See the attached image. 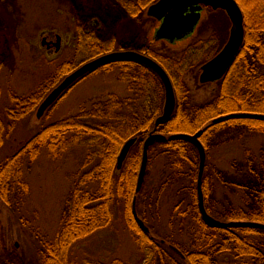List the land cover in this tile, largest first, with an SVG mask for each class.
Instances as JSON below:
<instances>
[{
    "label": "trees",
    "instance_id": "16d2710c",
    "mask_svg": "<svg viewBox=\"0 0 264 264\" xmlns=\"http://www.w3.org/2000/svg\"><path fill=\"white\" fill-rule=\"evenodd\" d=\"M157 1L117 0L120 8L140 25L152 20L145 18L146 10ZM235 1L244 15V43L225 77L216 83L212 98L201 104L192 103L190 90L182 79L196 72L225 44L227 33L224 34L221 28L213 29L207 21L199 25L197 34L199 37L203 34L207 35L206 32L211 28L210 34L185 48L179 60H171L167 57L169 59L167 64L165 59L153 49L154 43H148L142 48V54L154 59L167 72L175 92V111L172 117L160 123L156 130L154 122L162 114L164 104V90L160 80L142 64L129 60L116 61V65L119 63L121 67V81L127 83L130 96L121 98L111 94L107 99L92 104L89 110H82L75 116L66 117L40 128L12 157L0 164V197L6 204L12 203L13 199L8 198H17L18 204L28 195L21 182L24 161L34 160L42 148L54 154L69 152L75 147L82 148L86 152L82 164L83 174L82 176L78 174V177L81 185L95 183L98 186V195L84 188L76 189L78 191L71 195L70 206L63 213L62 230L54 243H48L45 251L42 248L39 251L43 253L41 256L44 255L42 256L44 264H54L52 262L56 260L55 255L61 247L65 248L63 261L66 263V250L70 243L105 226L111 218L110 203L117 195L118 189L124 192L120 197L125 199L130 214V198L135 196L133 188L141 163L142 144L154 130L155 133L166 137L173 134L193 135L202 130L200 142L205 148L207 159L213 145L223 146L234 139L242 140L246 136L264 135V122L253 119H236L212 124L213 120L230 114L264 115V10L261 7L257 8L255 15L260 16L261 20L254 22L252 16L255 15L251 16L247 12L243 0ZM218 12L211 15L210 19L215 18L221 22L223 12ZM79 31L82 41L78 44V53L82 48L81 43L86 45L92 40L96 44L101 43L97 40L94 31H86L83 28H79ZM58 78H54L51 87L58 83ZM47 87L48 85H43L34 94L21 100L16 112L13 113L14 120L16 117H21V114L33 113L40 105L42 94ZM59 100L60 98L51 107ZM1 124L0 144L3 139ZM133 138L136 139V143L125 161L128 176L124 183L119 180L122 174L116 173L117 158L124 144ZM244 147H242L243 160H233L229 171L215 167H210V170L209 165L206 164L202 186L205 208L210 216L213 215L219 220L224 219L225 222L264 224V150L256 156L250 148ZM155 157L164 160L165 169L171 173L159 191L176 186L178 194L187 195V199L181 200L176 206L175 215L182 223L189 219L194 228L188 233L189 246L174 242L168 244L164 240L158 241L151 238V235L143 233L133 221L139 230L138 241L145 257L139 264H152L153 260L157 264H264L263 230L212 229L202 222L196 192L198 154L187 142L167 140L155 143L149 149L144 185L136 195V213L144 224L146 218L142 215L139 206L140 201L147 194L148 171ZM211 177L215 178L222 187L233 189V193L235 189L240 190L241 205L236 208L229 205L223 212L213 210L212 204L207 201L212 192L209 184ZM17 185L21 187L18 193L7 190L9 186L13 188ZM181 206L185 209L180 210ZM131 217L134 220L133 216ZM170 246L176 248L182 257L172 251ZM172 254L177 259H173ZM13 257L12 260L10 258L4 260L2 264H18V260ZM34 260L32 262L25 256L23 261H28V264H41L39 258ZM111 264L123 263L114 260Z\"/></svg>",
    "mask_w": 264,
    "mask_h": 264
},
{
    "label": "rangeland",
    "instance_id": "374dc122",
    "mask_svg": "<svg viewBox=\"0 0 264 264\" xmlns=\"http://www.w3.org/2000/svg\"><path fill=\"white\" fill-rule=\"evenodd\" d=\"M243 3L251 16L255 15L258 7L264 10V0H243ZM217 13L210 9L204 10L201 23L208 21L207 24L213 29H223L224 34L227 33V41L231 23L225 13L220 18L221 22L210 19L211 15ZM145 18L151 19L146 14ZM252 20L258 22L261 17L255 15ZM158 26L159 23L153 19L145 24H137L120 8L117 0H0V123L3 131L0 164L12 157L40 128L75 116L82 110H89L92 104L107 99L111 94L121 98L131 94L127 91V83L121 81L119 63L109 62L79 79L40 119L35 116L39 108L37 106L33 113L21 114L14 120L13 113L21 100L34 94L41 86L48 85L42 94L41 104L68 75L98 57L117 51L141 52L146 44L153 43L154 31ZM89 27L93 28L101 43L96 44L93 40L86 45L81 43L82 48L78 53L77 47L82 41L79 28L90 31ZM211 30L206 33L210 34ZM208 34L199 37L196 32L192 38L175 45L165 42L152 45L168 64V58L179 60L185 48ZM46 38L47 42L53 41L55 45L60 38L59 50L45 47L42 42H46ZM199 74L198 69L182 78L190 90L192 103L197 104L212 98L216 89V84L200 85ZM55 77H59V81L51 87ZM243 145L258 156L264 150V135L234 139L223 146L213 145L206 161L209 169L215 167L229 171L233 160H243ZM85 154V150L79 147L56 154L42 148L34 160L23 162L21 182L28 195L18 204L17 198H8L13 200L11 204H6L0 197V264L6 259L12 260L13 256L18 264H28V261H23L25 256L32 262L39 258L44 264V255L41 256L43 253L39 251L41 248L45 251L48 243H54L62 230L63 213L70 206L71 195L78 188H84L92 194L98 192L95 183L81 185L78 177V174H83ZM120 170H116V173L122 174L119 180L124 182L128 176L126 162ZM148 173L147 194L139 206L146 218L148 234L168 244L174 242L189 246L188 233L194 228L193 223L189 219L182 223L175 215L176 206L181 200L187 199V195L178 194L176 186L159 191L171 175L161 158H153ZM209 184L212 192L207 201L212 204L213 210L223 212L229 205L235 208L241 205L240 190L235 189L233 193V189L222 187L213 177ZM20 188L19 185L13 188L9 186L7 190L16 194ZM123 194V190H117V195L110 203L111 218L103 228L70 243L66 250V263L63 261L65 248H59L56 260L52 263L111 264L114 260L123 264L141 263L145 257L138 241L140 233L133 222L135 220H132L133 214L130 215L132 209L129 214L125 199L120 197ZM133 198H130L131 204ZM181 207L180 210L185 209ZM211 217L225 222L213 215ZM171 257L177 259L173 254ZM152 264L157 263L153 260Z\"/></svg>",
    "mask_w": 264,
    "mask_h": 264
},
{
    "label": "water",
    "instance_id": "95a60500",
    "mask_svg": "<svg viewBox=\"0 0 264 264\" xmlns=\"http://www.w3.org/2000/svg\"><path fill=\"white\" fill-rule=\"evenodd\" d=\"M205 9H210L213 12L222 11L225 13L231 23L229 38L221 48V50L209 61L200 67L199 84H216L221 81L238 53L240 52L245 37L244 16L241 8L235 0H158L156 3L149 6L146 11V16L159 23V26L154 31L153 42H165L170 45L192 38L201 23L202 13ZM60 38L57 39L56 49L59 48ZM45 40L42 44L44 45ZM49 46V44H47ZM121 60L134 61L146 66L160 80L164 90V104L162 114L155 120V130L160 123L168 121L176 107L175 92L170 77L166 71L155 60L136 51H117L107 55L98 57L73 71L68 75L57 87H55L49 95L43 100L36 111V119H40L43 114L62 96V94L74 85L79 79L83 78L90 72L101 67L109 62ZM236 119H253L264 122V115L258 114H230L213 120L212 124H217L229 120ZM151 132L142 144L141 163L137 175L135 186V196L131 204L133 218L137 226L143 233L148 234V228L142 220L139 219L136 213V195L139 194L144 184L147 166H148V151L155 143L171 141H184L191 144L198 154V174L196 183L198 210L202 222L212 229H228V228H249L264 231V224L257 222H221L211 217L204 206L203 195V177L206 165V151L200 142V137L203 131H198L193 135L189 134H173L168 137ZM136 143V139H131L125 143L117 158V170H120L130 149ZM170 249L182 257L181 253L174 247Z\"/></svg>",
    "mask_w": 264,
    "mask_h": 264
},
{
    "label": "flooded vegetation",
    "instance_id": "af4514ba",
    "mask_svg": "<svg viewBox=\"0 0 264 264\" xmlns=\"http://www.w3.org/2000/svg\"><path fill=\"white\" fill-rule=\"evenodd\" d=\"M89 29H90V31H91V30L94 31L93 28H89ZM47 44H49V48H51V47L53 48V47H54V48L56 49V45L53 44V41L47 42V38H46L45 47H48ZM50 46H51V47H50ZM47 49H48V48H47ZM58 50H59V48H58ZM58 50L56 49V51H58Z\"/></svg>",
    "mask_w": 264,
    "mask_h": 264
}]
</instances>
